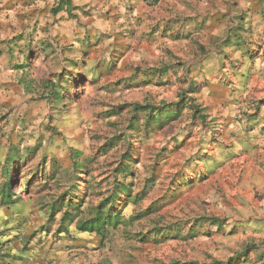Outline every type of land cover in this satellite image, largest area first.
<instances>
[{
  "label": "rangeland",
  "instance_id": "1",
  "mask_svg": "<svg viewBox=\"0 0 264 264\" xmlns=\"http://www.w3.org/2000/svg\"><path fill=\"white\" fill-rule=\"evenodd\" d=\"M59 2L0 0V264H264V0Z\"/></svg>",
  "mask_w": 264,
  "mask_h": 264
},
{
  "label": "trees",
  "instance_id": "2",
  "mask_svg": "<svg viewBox=\"0 0 264 264\" xmlns=\"http://www.w3.org/2000/svg\"><path fill=\"white\" fill-rule=\"evenodd\" d=\"M59 6L62 8L63 6H66L68 8V0H60ZM60 9V8H59ZM30 58V57H29ZM164 72L167 73V69L160 70V73L163 74ZM49 97H54L56 99H61L63 96L58 90L57 87H55L52 90V94ZM137 105L135 107V111H148V115L153 114V106L146 104L144 106ZM183 106L179 104V102H168L164 103L162 106L157 107L155 111V118L154 121H163L164 119L168 118H176L178 115H180V112L182 111ZM136 117V116H135ZM138 118V117H137ZM138 123V120L136 121V124ZM15 161V158L12 156H7L6 160L4 161V164L1 168V177L5 178L6 180L4 182L0 183V204H11L17 201V194L14 192V180L12 178L11 168ZM127 168V164L121 165L119 168L120 173H123ZM29 180H27V184ZM77 191V190H74ZM130 189L128 188V185L120 184V186L117 188V192L115 193L116 196H111L110 199H108V202L101 203L100 206L97 208V214L87 219L83 222L78 223V230L80 231H96L101 233L103 229L106 227L107 224L110 223H118L120 221V212L117 211V206L114 204L115 201H117L120 197H122V194L129 195ZM75 197V196H74ZM131 198V196L129 197ZM128 198V199H129ZM63 199V198H62ZM60 207L66 205V210L64 211L63 219H67V216L71 214V212L68 209H75L78 202H74L73 198H64L62 202H60ZM106 206V208H105ZM54 205L51 206V214L55 215L57 208ZM61 208H58V211ZM203 221H208L211 225H219L220 220L218 218H205ZM167 234V230L163 228L162 230H159L155 234V238H160L161 236H165ZM245 254H240L241 257H243ZM237 257L232 258L230 261H233L234 259H237ZM245 259H242L244 261ZM171 264H180V263H171ZM182 264H201L199 262H186ZM212 264H223V262H213ZM237 264V263H235ZM240 264V263H238Z\"/></svg>",
  "mask_w": 264,
  "mask_h": 264
}]
</instances>
